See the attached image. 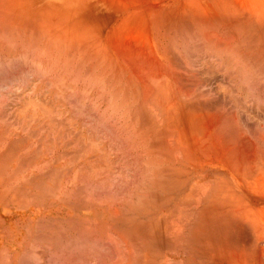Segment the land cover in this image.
Instances as JSON below:
<instances>
[{"label":"rangeland","instance_id":"rangeland-1","mask_svg":"<svg viewBox=\"0 0 264 264\" xmlns=\"http://www.w3.org/2000/svg\"><path fill=\"white\" fill-rule=\"evenodd\" d=\"M85 3L29 0L18 13L19 19L55 16L56 29L69 26L65 33L80 40L85 35L81 46L77 39L56 48L37 32L18 29V37V30L0 26L2 36L9 34L0 39V264H144L135 243L140 237L164 248L176 242L167 229L174 209H161L170 197L164 189L175 187L172 149L264 145V29L240 33L228 50L235 48L234 55H220L183 23L152 45L144 42L170 76L158 85L150 81L154 96L160 87L165 92L156 95L164 99L158 97L163 110L151 109L160 101L153 95L143 100L121 61L101 60L110 11ZM169 83L173 92L165 90ZM198 152L202 169L227 168L217 164L220 157L209 162ZM194 219L192 233L201 223L198 214ZM186 254L173 260L168 253L156 264H175Z\"/></svg>","mask_w":264,"mask_h":264},{"label":"bare ground","instance_id":"bare-ground-1","mask_svg":"<svg viewBox=\"0 0 264 264\" xmlns=\"http://www.w3.org/2000/svg\"><path fill=\"white\" fill-rule=\"evenodd\" d=\"M27 1L29 0H0V26L2 24L4 28L12 29V31L19 29L20 31H28L30 34L37 32L41 36L43 35L44 37H47L56 48V44L62 46L64 44L72 45L77 39H79L77 37L78 34H75L77 36H72V32L71 36L69 34L68 36L65 33V31L69 29V26H62V29L60 28L61 30L56 29L55 24H57V22L55 16V20L50 15H37L33 18L28 16L29 19H23L25 18V16H23L19 19V10L24 6L23 4L27 3ZM61 1H71V5H73L72 2H75L79 7L87 5L86 3L81 5L82 2H87L90 5L91 2H96L94 7H96V4L100 3L110 11L108 13H111L112 15V25L110 29H108L109 27L107 28L108 35L104 40L106 47L102 54V56L104 55V58L102 57L101 60L104 59L103 62H111V64H117L118 61H121L126 66L127 71L131 73L128 75L131 76L129 77V80L131 81H128L129 84L132 83L133 86L136 87V91H138L137 89H140L138 92L144 101L152 95L156 100H159L158 97L162 98L161 95H164L165 93L163 88L159 86L160 89L159 91L157 90L156 95L158 93L162 94L158 95V97L156 95L154 96L155 93L154 91L152 92L149 86L150 81L151 83L156 82L157 84L161 79L170 77L168 68L163 66V64L157 60V54L152 51L149 52L150 49L148 50L147 48V46L150 45L149 42L153 43L154 40H157L162 32L171 35L170 32L183 23L189 26L188 31H190V35L193 31L199 32L202 38L208 41L209 44L211 43L212 45L217 46V50L220 48V55H225V53H231L234 55V53H232L235 49L234 47L233 50L231 48V52H228V50L230 46L235 43L234 40L239 38L240 33L245 36L246 34L250 35L251 32L255 33V31L259 29H264V0ZM100 4L97 6H100ZM63 7H65V5ZM103 7L100 8L102 9ZM50 8H52V6ZM52 10L54 9L52 8ZM59 11L61 14L64 13L65 15L67 13L64 8L59 9ZM31 12L34 13L35 10ZM31 12L29 14H31ZM5 18L6 20H4ZM59 19L62 20L63 23V19ZM4 28L2 27V29ZM19 30L18 33L17 31L15 33L18 37ZM12 31L9 33L11 34ZM2 33L5 34V32ZM74 33H76V31H74ZM78 33H81V31L79 30ZM82 33L84 32L82 31ZM172 34H174V32ZM7 35L9 34L7 33ZM7 35L5 36L7 37ZM165 35L167 36V34ZM0 36L1 39L4 35L2 36L1 34ZM5 36L4 38H6ZM29 36L30 35H28L27 38H29ZM43 36L41 39L44 38ZM245 37H247V35ZM83 38L86 39L85 35ZM41 39L38 40L41 41ZM152 39L154 40L152 41ZM15 40L16 39H14V41ZM81 40L79 39V42L76 41V44L80 43L81 46ZM39 41L37 47H39ZM146 41L148 42V45L145 44L147 43ZM84 42H86V40ZM142 43L146 46L147 51L146 49H143L145 46H143ZM171 43H173L172 39ZM42 44V46H44V43ZM141 44L143 47H138ZM34 46L35 45H33V50ZM83 48L84 47H82V49ZM209 48L210 47H208V49ZM46 52L47 51H45V54ZM74 52H72L73 56ZM40 53L42 54V52ZM78 54H81L80 51ZM228 55L229 54H227L226 57H228ZM70 58H72V56ZM93 58L96 57L92 56V59ZM114 61L117 62L114 63ZM55 62L57 61L55 60ZM235 62H237V60H235ZM40 63L41 61H39V64ZM45 63H47V61ZM38 66L39 65H37V67ZM146 67H149L150 75L149 73H146L148 72L147 70L146 72L144 70L145 74L142 75L141 70ZM87 80L88 82L90 81L89 78ZM169 86L170 87H166L165 90H168L169 88V90L173 92V85L169 83ZM162 99L160 100L163 101L164 99ZM161 101L156 105L152 103L153 107L151 109L163 110L164 103ZM156 102L154 100V103ZM146 103H148V101H146ZM198 150L202 151V155H205L204 158H210L208 160L209 162H214L216 157H220L222 160L220 161L217 159V164H222L224 161V163L226 162L225 166L227 168L215 171H206L202 169L201 166H204L198 163L204 161L200 158L201 155ZM171 153L174 154L173 158L176 160L173 164L174 168L171 167L172 171L176 174V177L173 180V186L175 187L170 190L164 189L165 192H169L170 197L168 200H165L167 203L164 201V203H160L162 205V207H160L168 213H171L174 209L172 212L173 216L171 215V220L169 219L170 222L167 224V229L169 233H172L176 242L175 245L164 248L163 245H159L153 239H150V237H140L135 243L140 250L144 264H156L161 257L167 258L169 256L168 253L171 254L173 260L175 254L180 255L181 253H187L186 257H183V259L180 258L178 263L171 261L175 264H257L259 259L262 258L264 260V256L260 257L259 254L261 252H258V244L261 242L264 243V198L260 199L258 197L259 194L263 193L264 195V145H255L252 150L247 149L246 146V149L238 148L233 151L223 150V152H220L219 150L214 151L211 147H204L200 150L195 146L189 148L187 145L185 147L177 146L175 149L171 150ZM171 161L173 163V160ZM168 163L170 164L171 162ZM178 163L179 166H177ZM191 180L193 181V186L190 189V193H188L186 188ZM164 211L162 212L164 213ZM197 214L200 216L201 223L192 233V219L194 221ZM244 231L248 232L249 235L246 236ZM262 249L263 248L260 250ZM169 260L171 259L169 258ZM260 262L262 261L260 260ZM262 263L264 264V261Z\"/></svg>","mask_w":264,"mask_h":264}]
</instances>
